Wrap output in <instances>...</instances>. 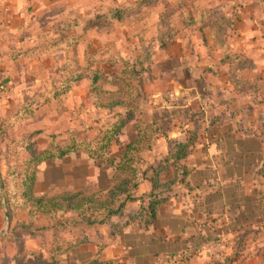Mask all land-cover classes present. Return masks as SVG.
I'll return each mask as SVG.
<instances>
[{"label": "rangeland", "instance_id": "374dc122", "mask_svg": "<svg viewBox=\"0 0 264 264\" xmlns=\"http://www.w3.org/2000/svg\"><path fill=\"white\" fill-rule=\"evenodd\" d=\"M28 3L23 16L15 21L17 31H7L0 39V122L9 119L28 100L37 98L38 102L29 108L31 115L23 116L18 120L20 123L16 120L18 123L9 134L0 136V182L8 178L13 167L17 173L27 163L26 149L33 155L40 154L48 147V139L63 142L71 135L93 146L98 144L102 132L116 121L115 116L126 112L122 107L97 108V103H105L106 99L100 92L114 93L119 89L112 77L118 66L110 65L117 57L138 65V78L132 75L133 93L129 97V109L135 119L115 134L103 153L104 160H99L96 166L108 167L104 161L110 158L113 164L119 162L124 147L136 134L135 126L150 137L164 133L170 138L194 130L200 133V119L196 118L205 116L204 109L218 100L217 95L213 99L209 96L219 85L215 73L220 69L218 52L206 42L210 33L199 29L205 0H28ZM236 5L228 8L227 16L221 20L222 30H214L215 36L222 38L225 21L231 22L239 15ZM122 9L128 12L121 13V19L114 18L115 11ZM42 45L44 52L22 55ZM255 65V71L263 76L257 79L260 82L256 86H264V57H258ZM245 66L244 70H248L249 65ZM86 70L99 75L95 83L88 78L77 81L66 78V94L58 100L52 98L56 89L61 88L56 84L58 79ZM125 97L124 94L121 98ZM248 101L256 106L248 116L263 119L264 108L260 106L264 103V92L257 88ZM205 111L210 113L209 108ZM143 155L148 159L151 153ZM39 171L37 193H54L64 187L87 193L96 190L103 177L93 164L85 165L82 159L75 158L62 164L45 161L39 165ZM2 203L0 190V264H27L29 254L49 261L42 249L52 237L53 231L48 229L61 227L72 217H55L52 221L41 216L29 219L26 214L14 211L6 221L7 208ZM101 227L94 225L92 229L97 231ZM64 230L72 234L67 227L58 231ZM89 260L88 247L55 259L57 264H87Z\"/></svg>", "mask_w": 264, "mask_h": 264}, {"label": "crops", "instance_id": "0c3cea01", "mask_svg": "<svg viewBox=\"0 0 264 264\" xmlns=\"http://www.w3.org/2000/svg\"><path fill=\"white\" fill-rule=\"evenodd\" d=\"M205 3L199 29L210 33L206 42L218 52L220 69L215 74L219 85L209 96L213 99L217 95L218 100L204 109L205 116L196 118L200 119L201 130L184 162L188 172L184 184L159 206L152 224L146 226L136 220L112 238L107 224L97 231L74 232L75 238L83 236L87 242L64 256L88 247L87 264H156L167 259L176 264H264V118L248 116L256 108L248 101L250 95L257 88L264 92L263 85L256 86L263 76L255 71L258 57H264V0ZM235 5L239 15L225 21L222 38L215 36L214 30H222L221 20L228 8ZM28 7V0H0V39L7 31H17L15 21ZM245 65H249L248 70H244ZM208 108L210 113L205 111ZM170 138L182 140L184 133ZM166 154L167 141L159 138L149 159L154 161ZM73 158L93 164L102 172L98 188L87 193L107 189L113 168L96 166L98 161L90 160L85 153L50 162L62 164ZM39 176L40 171L34 185L36 196L85 191L64 187L54 193H37ZM150 191L151 183L143 181L137 196ZM184 254H188L186 259L182 258Z\"/></svg>", "mask_w": 264, "mask_h": 264}, {"label": "trees", "instance_id": "16d2710c", "mask_svg": "<svg viewBox=\"0 0 264 264\" xmlns=\"http://www.w3.org/2000/svg\"><path fill=\"white\" fill-rule=\"evenodd\" d=\"M127 12L128 9L117 10L113 17L121 19V13ZM44 45L47 43L45 42ZM44 45L32 50L28 49L22 55L44 52ZM110 65L118 66L116 74L112 77H114L113 84L117 85L119 89L114 93L100 92L99 94L105 95L106 99L105 103H97V108L113 110L122 107L126 109V112L115 116L116 121L102 132L98 144L93 146L71 135L67 136L63 142L48 139V147L40 154L33 155L26 149L27 163L21 165L17 173L16 167L9 169L8 178L6 177L0 182V190L3 193L8 217H12L14 211L26 214L29 219L41 216L47 217L51 221L55 217L73 216L72 221L65 220L63 226L48 229V231H53L52 237L42 245V249L49 256V261L38 260L37 255L29 254V258L25 259L27 264H57L56 258L87 242L83 236L79 239L75 238L73 232L76 229L86 233L94 225L101 227L107 224L109 225L108 235L112 238L122 228L136 220H140L146 226L152 224L159 206L176 194L174 189L184 184L188 176L184 162L197 142V130L186 131L182 140H175L167 137L164 133L150 137V134L145 135L143 129L135 126V138L124 147L119 162L113 164L111 158L104 161L108 163V167L113 168L110 184L106 190L90 194L85 192H63L53 196H36L34 194L36 175L41 163L60 161L72 153H85L90 160L103 161V153L114 140L115 134L135 119L132 110L129 109V97L133 93L132 75L138 78L139 71L136 70L138 65L136 63L129 64L121 57L112 60ZM63 70L65 71V69ZM66 78L67 80L72 78L73 81L88 78L92 83H95L99 75L86 70L75 72L73 77H69V75H65L64 79L61 77V80L58 79L56 82L57 85L60 84L61 88L56 87L58 89H56L53 99H60L68 91V83L64 82ZM124 94L127 97L121 98ZM36 102H38L37 98L28 100L27 104L21 106L9 119L0 122V136H7L19 119L26 114L30 113L31 115L32 111L29 108ZM159 138L166 139L167 154L154 161L148 158L150 160L148 161L143 154L145 152L152 153V148ZM143 181L151 183V191L148 194L137 196L138 187ZM134 204L137 205V208H132ZM64 227L72 229V234L68 230L58 231ZM21 259L23 256L20 257ZM92 264L102 263L95 261Z\"/></svg>", "mask_w": 264, "mask_h": 264}, {"label": "built area", "instance_id": "2783aa9c", "mask_svg": "<svg viewBox=\"0 0 264 264\" xmlns=\"http://www.w3.org/2000/svg\"><path fill=\"white\" fill-rule=\"evenodd\" d=\"M188 257V254L182 255L183 259H186ZM156 264H176L173 259H167L165 262L156 263Z\"/></svg>", "mask_w": 264, "mask_h": 264}, {"label": "water", "instance_id": "95a60500", "mask_svg": "<svg viewBox=\"0 0 264 264\" xmlns=\"http://www.w3.org/2000/svg\"><path fill=\"white\" fill-rule=\"evenodd\" d=\"M2 206H3V208H5L4 203H2ZM5 219H6V221H8V214H7V212H5Z\"/></svg>", "mask_w": 264, "mask_h": 264}]
</instances>
